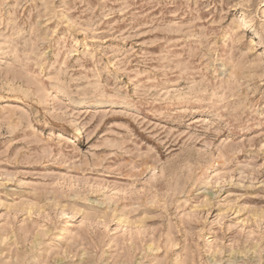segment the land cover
Returning <instances> with one entry per match:
<instances>
[{"label": "rangeland", "instance_id": "374dc122", "mask_svg": "<svg viewBox=\"0 0 264 264\" xmlns=\"http://www.w3.org/2000/svg\"><path fill=\"white\" fill-rule=\"evenodd\" d=\"M0 264H264V0H0Z\"/></svg>", "mask_w": 264, "mask_h": 264}, {"label": "bare ground", "instance_id": "6f19581e", "mask_svg": "<svg viewBox=\"0 0 264 264\" xmlns=\"http://www.w3.org/2000/svg\"><path fill=\"white\" fill-rule=\"evenodd\" d=\"M243 28L246 30L247 28H252V25L250 22H244ZM253 31L256 36H261V34L256 29H253Z\"/></svg>", "mask_w": 264, "mask_h": 264}]
</instances>
